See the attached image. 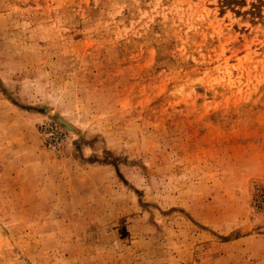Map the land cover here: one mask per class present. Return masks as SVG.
Here are the masks:
<instances>
[{"label": "rangeland", "instance_id": "obj_1", "mask_svg": "<svg viewBox=\"0 0 264 264\" xmlns=\"http://www.w3.org/2000/svg\"><path fill=\"white\" fill-rule=\"evenodd\" d=\"M224 1L0 0V264H264V0Z\"/></svg>", "mask_w": 264, "mask_h": 264}, {"label": "built area", "instance_id": "obj_2", "mask_svg": "<svg viewBox=\"0 0 264 264\" xmlns=\"http://www.w3.org/2000/svg\"><path fill=\"white\" fill-rule=\"evenodd\" d=\"M45 138H46V139H51V140H56L55 138H51V137H49V136H47V135H46ZM51 140H50V141H51ZM259 205H260L261 207L264 208V192H262V193L260 194Z\"/></svg>", "mask_w": 264, "mask_h": 264}, {"label": "trees", "instance_id": "obj_3", "mask_svg": "<svg viewBox=\"0 0 264 264\" xmlns=\"http://www.w3.org/2000/svg\"><path fill=\"white\" fill-rule=\"evenodd\" d=\"M229 0H225L224 2H228ZM261 4H264V1L260 2Z\"/></svg>", "mask_w": 264, "mask_h": 264}]
</instances>
